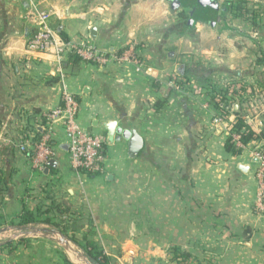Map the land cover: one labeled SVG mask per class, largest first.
<instances>
[{
  "label": "crops",
  "instance_id": "0c3cea01",
  "mask_svg": "<svg viewBox=\"0 0 264 264\" xmlns=\"http://www.w3.org/2000/svg\"><path fill=\"white\" fill-rule=\"evenodd\" d=\"M200 1L0 0V264H94L87 246L113 264H165L174 248L199 264H264L254 157L264 138L228 151L237 117L215 123L210 98L227 91L264 136V0ZM37 12L111 61L28 52ZM64 87L83 130L106 141L110 122L137 132L139 156L110 140L104 173L78 175L58 122L57 165L36 170L21 146L47 134ZM26 213L36 221L22 224Z\"/></svg>",
  "mask_w": 264,
  "mask_h": 264
},
{
  "label": "built area",
  "instance_id": "2783aa9c",
  "mask_svg": "<svg viewBox=\"0 0 264 264\" xmlns=\"http://www.w3.org/2000/svg\"><path fill=\"white\" fill-rule=\"evenodd\" d=\"M38 32L28 42L27 50L37 55H52L57 62H61L68 54H72L86 62L106 66L111 60L108 54L99 52L90 45L74 46L60 38L56 29L51 25V15L48 12H37ZM133 57L131 50L116 60L128 61ZM80 102L75 95L65 87L61 96L60 106L47 116L48 132L40 140L21 146L22 151L31 152L30 159L33 167L43 172L49 160L54 158L55 152L51 146L52 126L55 123H62L69 136V155L73 171L81 176L95 177L104 173V164L107 160V141L105 136L94 134L83 130L79 124ZM230 113V112H229ZM229 113L219 112L215 123H221ZM228 138L238 149L245 150L249 145H244L241 136L231 126L227 130ZM258 144V141L253 142ZM256 162V180L258 182L257 209L264 212V149L256 146L254 150Z\"/></svg>",
  "mask_w": 264,
  "mask_h": 264
},
{
  "label": "trees",
  "instance_id": "16d2710c",
  "mask_svg": "<svg viewBox=\"0 0 264 264\" xmlns=\"http://www.w3.org/2000/svg\"><path fill=\"white\" fill-rule=\"evenodd\" d=\"M227 91L222 92H213L210 94L211 103L217 108L218 112H223L224 114H228L229 112H234L237 119L234 124V130L239 133L241 136V141L244 145H249L255 141H259L264 138L263 135H257L254 133L251 128L246 123L244 115L242 114V110L235 104L234 99L228 96ZM237 107V108H236ZM39 137V136H38ZM39 139L35 140L38 141ZM51 144V142H50ZM227 150L234 153L239 154L242 150L238 149L234 144L231 143V139L227 140ZM36 219L31 213H26L25 217L22 220V224H28L35 222ZM88 257L93 261L94 264H113L108 256L104 253L97 251L92 246L85 247ZM174 258L173 262H177L179 264H186L190 260H192V256L186 252H183L180 248H174L173 250Z\"/></svg>",
  "mask_w": 264,
  "mask_h": 264
},
{
  "label": "water",
  "instance_id": "95a60500",
  "mask_svg": "<svg viewBox=\"0 0 264 264\" xmlns=\"http://www.w3.org/2000/svg\"><path fill=\"white\" fill-rule=\"evenodd\" d=\"M210 1L208 0H201L199 3L202 5H207L205 3H208ZM212 6V4H210ZM108 131V139L107 141L110 142V140L115 141H121L122 139L126 140L129 144V155L131 158H136L139 156V154L142 152L144 148V141L139 136L137 132L131 131V130H123L121 128H117V125L114 122H110L106 126ZM257 160H255V163ZM57 165V162L55 159L49 160V162L46 165V168L44 170V174L48 175L50 173L51 168H55Z\"/></svg>",
  "mask_w": 264,
  "mask_h": 264
},
{
  "label": "rangeland",
  "instance_id": "374dc122",
  "mask_svg": "<svg viewBox=\"0 0 264 264\" xmlns=\"http://www.w3.org/2000/svg\"><path fill=\"white\" fill-rule=\"evenodd\" d=\"M242 3V2H241ZM121 264H126V263H121ZM142 264H149V263H142ZM165 264H179V263H177V262H167V263H165ZM186 264H199V263H196V262H194V260L192 259V260H190L188 263H186Z\"/></svg>",
  "mask_w": 264,
  "mask_h": 264
}]
</instances>
